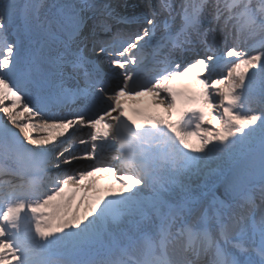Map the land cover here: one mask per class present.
Segmentation results:
<instances>
[{
    "label": "snow or ice",
    "instance_id": "6c2138e0",
    "mask_svg": "<svg viewBox=\"0 0 264 264\" xmlns=\"http://www.w3.org/2000/svg\"><path fill=\"white\" fill-rule=\"evenodd\" d=\"M136 7L0 0V264H264V0ZM142 94L163 114L125 116ZM101 170L120 191L81 217Z\"/></svg>",
    "mask_w": 264,
    "mask_h": 264
},
{
    "label": "bare ground",
    "instance_id": "6f19581e",
    "mask_svg": "<svg viewBox=\"0 0 264 264\" xmlns=\"http://www.w3.org/2000/svg\"><path fill=\"white\" fill-rule=\"evenodd\" d=\"M47 2L51 3L52 0H47ZM128 3H129V6H132L129 9V12H133L136 10L141 11L140 8L136 7V5L139 3V0H128ZM137 13H138V11H137ZM136 27H138V26H136ZM226 73H227V67H224L222 72L218 73V75H226ZM193 74H194V71L189 72L186 75H184L183 81L187 82V80H190L189 84H186L184 86L177 88L178 95L176 97V108L172 110L173 118H175L177 113L181 109H183L184 106H187L184 103V95H186V94L194 95L199 90V84H198L197 78H196V76H193ZM201 76H203V75H201ZM150 99H151L152 103L149 105V107L147 109H154L156 111L155 115H162L164 109H163V107H161L158 104V102H157L158 97H155L152 95ZM6 103H8V102H6ZM134 105H133L134 107H143V106L147 105V101H145L144 99H140V100L136 101ZM15 111L17 113H19V112H22L23 109L21 106H18ZM132 112H135V108H132ZM20 119L24 120V121H28L29 119L34 120L35 118H31L28 114H24L23 116L20 117ZM206 126H208V127L215 126V121L212 120L211 117H209ZM69 131H71V130H69ZM35 133L39 134V136L52 134V132L50 130H41V129H37ZM193 143H196L195 138H193ZM108 155H112V153L106 154V158ZM88 163H92V161L82 162V164H88ZM68 171H71V169H69ZM110 175L111 174H108L107 171L101 170V171L94 173L93 176L87 178L85 181H82L81 184L82 185L83 184H90L91 185L90 188L94 189L95 188V178L97 176H102L105 180H107L110 177ZM111 188L117 190L118 192L120 191L121 185L117 179H116L115 186L111 187ZM80 200L82 201L81 203L83 204L82 211L80 212L81 217H83L86 214V212L88 211L89 207L92 205V203H94V200H92L88 195H86L85 192L82 193ZM71 210L74 211L72 204H71Z\"/></svg>",
    "mask_w": 264,
    "mask_h": 264
},
{
    "label": "rangeland",
    "instance_id": "374dc122",
    "mask_svg": "<svg viewBox=\"0 0 264 264\" xmlns=\"http://www.w3.org/2000/svg\"><path fill=\"white\" fill-rule=\"evenodd\" d=\"M78 201H79V199L77 201L73 200V203H72V204H74L73 207L77 206Z\"/></svg>",
    "mask_w": 264,
    "mask_h": 264
}]
</instances>
